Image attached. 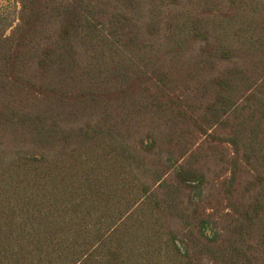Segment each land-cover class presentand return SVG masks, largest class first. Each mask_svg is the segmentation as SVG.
I'll return each mask as SVG.
<instances>
[{
  "label": "trees",
  "instance_id": "trees-1",
  "mask_svg": "<svg viewBox=\"0 0 264 264\" xmlns=\"http://www.w3.org/2000/svg\"><path fill=\"white\" fill-rule=\"evenodd\" d=\"M0 264H264V0H0Z\"/></svg>",
  "mask_w": 264,
  "mask_h": 264
}]
</instances>
